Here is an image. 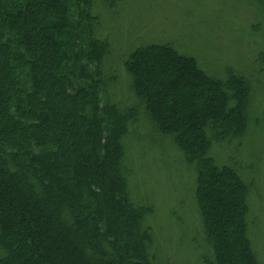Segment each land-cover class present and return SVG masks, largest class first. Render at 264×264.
<instances>
[{
  "label": "trees",
  "instance_id": "trees-1",
  "mask_svg": "<svg viewBox=\"0 0 264 264\" xmlns=\"http://www.w3.org/2000/svg\"><path fill=\"white\" fill-rule=\"evenodd\" d=\"M94 10L95 0H0V264H150V211L126 189L138 111L110 100ZM258 61L264 70V53ZM124 69L138 110L196 171L204 264H258L250 186L212 156L247 131V79L210 76L168 44L137 48Z\"/></svg>",
  "mask_w": 264,
  "mask_h": 264
},
{
  "label": "rangeland",
  "instance_id": "rangeland-1",
  "mask_svg": "<svg viewBox=\"0 0 264 264\" xmlns=\"http://www.w3.org/2000/svg\"><path fill=\"white\" fill-rule=\"evenodd\" d=\"M95 0L99 37L110 46L105 73L114 77L111 102L136 108L138 119L125 138L127 191L148 208L150 264H204L211 256L196 197V171L171 139L158 134L138 110L127 57L148 45H171L201 69L222 78L227 68L247 79V131L240 140L213 146L219 165L237 169L250 186L248 239L264 264V4L261 0Z\"/></svg>",
  "mask_w": 264,
  "mask_h": 264
}]
</instances>
